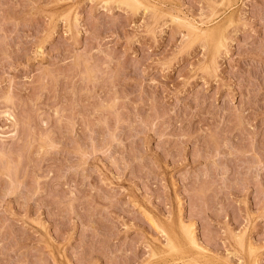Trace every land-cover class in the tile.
Wrapping results in <instances>:
<instances>
[{"label":"rangeland","instance_id":"obj_1","mask_svg":"<svg viewBox=\"0 0 264 264\" xmlns=\"http://www.w3.org/2000/svg\"><path fill=\"white\" fill-rule=\"evenodd\" d=\"M0 264H264V0H0Z\"/></svg>","mask_w":264,"mask_h":264},{"label":"bare ground","instance_id":"obj_2","mask_svg":"<svg viewBox=\"0 0 264 264\" xmlns=\"http://www.w3.org/2000/svg\"><path fill=\"white\" fill-rule=\"evenodd\" d=\"M188 230H189V229H188ZM188 230H187V231H188ZM187 234L189 235L190 233H187ZM187 234H186V236H187ZM190 237H191V235H190ZM187 239H188V238H187ZM192 239H193V237H192ZM191 242H192V241H191Z\"/></svg>","mask_w":264,"mask_h":264}]
</instances>
